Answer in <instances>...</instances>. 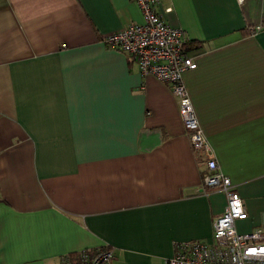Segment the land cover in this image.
<instances>
[{
    "label": "crops",
    "instance_id": "1",
    "mask_svg": "<svg viewBox=\"0 0 264 264\" xmlns=\"http://www.w3.org/2000/svg\"><path fill=\"white\" fill-rule=\"evenodd\" d=\"M157 12L192 42L183 82L246 208L236 230L251 232L264 217V0ZM141 22L131 0H0V264H77L105 247L112 264H165L174 244L211 242L226 198L202 186L170 86L102 43Z\"/></svg>",
    "mask_w": 264,
    "mask_h": 264
},
{
    "label": "built area",
    "instance_id": "2",
    "mask_svg": "<svg viewBox=\"0 0 264 264\" xmlns=\"http://www.w3.org/2000/svg\"><path fill=\"white\" fill-rule=\"evenodd\" d=\"M131 1L140 10L142 22L129 24L120 31L106 35L102 43L128 55L137 64L143 78L151 76L170 86L195 159L206 166L202 186L218 189L226 198L224 212L213 221L211 242L174 244L173 255L165 264H264V217L263 224L251 232L240 233L236 230V222L247 218L246 208L233 191L229 178L219 170L214 152L198 124L184 85V73L195 69L196 64L193 58L184 53L183 30L170 26L157 12L161 0ZM164 12H171V8ZM259 28L257 26L255 31ZM113 260V248L97 249L93 256H89L86 251L79 254L80 264H112ZM61 264L72 263L66 258Z\"/></svg>",
    "mask_w": 264,
    "mask_h": 264
},
{
    "label": "trees",
    "instance_id": "3",
    "mask_svg": "<svg viewBox=\"0 0 264 264\" xmlns=\"http://www.w3.org/2000/svg\"><path fill=\"white\" fill-rule=\"evenodd\" d=\"M192 44V42H188V43H185L184 45H183V49H184V53H186L187 52V50H189V48L191 47L190 45ZM111 247H105L104 248V250H106V249H110ZM102 249V248H101ZM87 252V254H89V256H93L94 254H95V250H88V251H86ZM73 260L72 261H75V260H77V264H80V262H79V255L77 256V255H73L72 257H71Z\"/></svg>",
    "mask_w": 264,
    "mask_h": 264
}]
</instances>
